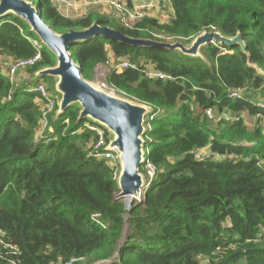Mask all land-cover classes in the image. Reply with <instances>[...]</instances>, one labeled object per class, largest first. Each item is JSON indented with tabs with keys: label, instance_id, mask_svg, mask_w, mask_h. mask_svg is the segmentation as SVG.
Listing matches in <instances>:
<instances>
[{
	"label": "trees",
	"instance_id": "trees-1",
	"mask_svg": "<svg viewBox=\"0 0 264 264\" xmlns=\"http://www.w3.org/2000/svg\"><path fill=\"white\" fill-rule=\"evenodd\" d=\"M36 1L57 34L98 22L132 38L188 44L217 31L239 34L249 58L238 46L209 44L201 51L207 65L100 37L71 48L87 81L108 58L139 65L105 78L153 110L143 138L155 172L127 215L116 198V164L90 156L98 135L78 121V108L38 135L43 103L28 82H10L7 66L39 54L25 68L34 75L55 59L22 20L0 18V60L9 62L0 66V264H264V111L251 96L228 99L231 90L263 87L247 63L264 70V0H164L173 12L168 22L144 17L132 29L110 26L97 12L70 19L52 0ZM145 64L174 79L145 80ZM202 151L208 157L196 158Z\"/></svg>",
	"mask_w": 264,
	"mask_h": 264
},
{
	"label": "water",
	"instance_id": "water-1",
	"mask_svg": "<svg viewBox=\"0 0 264 264\" xmlns=\"http://www.w3.org/2000/svg\"><path fill=\"white\" fill-rule=\"evenodd\" d=\"M14 15L22 20L40 44L54 57L55 65L44 68L32 77L35 83L44 77L55 79L51 88L57 98L55 118H61L70 107L79 109L78 121H88L104 129L109 134V149L116 152L120 165L117 185L121 198H125V212L130 214L133 198L143 188L146 178L139 167L145 152L144 134L146 123L153 110L134 101L116 96L93 86L82 76V67L76 64L71 55V48L78 43L88 42L96 37L117 42L136 49H162L176 52L180 56L200 60L209 64L201 51L209 44L233 48L238 46L247 55L245 43L238 34L229 38L220 32H202L190 43L159 42L152 39L132 38L121 31L94 22L82 31H69L57 34L41 18L38 5L28 0H0V18ZM247 65L254 69L264 81V70L248 61ZM264 87V86H263ZM262 87V88H263Z\"/></svg>",
	"mask_w": 264,
	"mask_h": 264
},
{
	"label": "built area",
	"instance_id": "built-area-1",
	"mask_svg": "<svg viewBox=\"0 0 264 264\" xmlns=\"http://www.w3.org/2000/svg\"><path fill=\"white\" fill-rule=\"evenodd\" d=\"M56 3L57 10L61 13L60 8H64V5L68 6L70 3L68 0H52V2ZM163 1V0H160ZM53 2V3H54ZM92 3H105L113 14L116 16V18L119 19V25L125 29H132L136 23L141 21L144 17H150L147 12L151 9H156L157 6V0H137L135 2L128 3L125 0H89V5ZM63 16L69 18V16L61 13ZM87 13L82 12L81 16H85ZM73 19V18H70ZM34 45L39 49V46H37V43L34 42ZM230 51H227L226 49L221 50V55L229 54ZM40 60V55L37 54L33 59L30 60H22L17 62H12L7 69V77L9 78L11 83H14L15 74L26 67L32 66L34 63ZM104 65H107L111 67V70H114L116 72H121L126 69H132V70H139V65L135 63H131L127 59H111L108 58ZM143 78L147 81H168L173 80L174 78L160 70L155 69L150 64H145L144 69L140 71ZM252 89L249 87H242L240 89L231 90L228 92V99L230 100H242L249 97L251 94ZM35 94H37L40 98V100L43 103L42 111H41V125L38 130V135L40 137H44L47 132H52V124L59 122L61 118L56 119V109H57V98L49 90V87L42 83L41 81H37L35 83V86L33 87V90L31 91ZM257 107L264 111V102H258ZM206 116L213 120L214 116L210 110L206 111ZM149 120L153 119V114H151L149 117ZM226 121H230L231 118L229 116L224 117ZM53 120V123L52 121ZM51 121V124H50ZM65 128L69 127V122L67 120L63 121ZM85 128L89 129L92 132H95L98 135V142L94 145L93 150L90 154L91 157H94L95 159H105V160H113L118 159L117 154L114 150L109 149V142H105V138L103 135L104 129L100 128L99 126L87 122L85 124ZM77 133H71V136H75ZM147 155V152H144L143 156V162L139 167L140 172H142L145 176V178H152L154 176L155 169L150 164L149 160L145 156ZM208 157L207 153L205 151H202L196 158L199 157ZM146 178V181H147ZM146 181L144 182L143 188L139 189L137 192V196L133 198L134 203L140 204L143 201V192L146 188Z\"/></svg>",
	"mask_w": 264,
	"mask_h": 264
},
{
	"label": "rangeland",
	"instance_id": "rangeland-1",
	"mask_svg": "<svg viewBox=\"0 0 264 264\" xmlns=\"http://www.w3.org/2000/svg\"><path fill=\"white\" fill-rule=\"evenodd\" d=\"M128 3L130 2H135L137 0H125ZM142 1V0H141ZM147 1V0H144ZM54 2V1H53ZM68 2L70 3V5H64V8H60L61 13L69 16V18H79V16H81L82 12H86L87 14L89 12H97L99 15L103 16L106 20H108L109 25L113 26V27H118L120 26L119 23V19L116 18V16L113 14V12L111 11V9L109 8V6H107L105 3H92V4H88L89 0H68ZM34 3L37 5L38 2L36 0H34ZM56 6V3H53ZM41 12V10H40ZM147 14L150 16V18H154L156 20L159 21V23H166L167 21H169L172 16H173V12L171 10V6H170V2L169 1H160L157 0V6L156 9H151L147 12ZM42 16V14H41ZM121 27V26H120ZM1 66L3 65V67L5 68L9 62L6 60H1L0 61ZM8 67V66H7ZM111 67L107 66V65H99L97 66V68L94 71V78L93 80L89 81L93 86H95L98 89H102L104 91L110 92V93H114L116 94V96L124 98V96L122 94L116 93L114 92L112 89L108 88V86L105 84V78L108 75V73L110 72ZM15 78H14V83H20V81H25L28 82L30 77L33 75H29L27 73V69H23L21 70V72H18L15 74ZM39 81H41L42 83L46 84L49 87V90L51 92H53V90L51 88H53L56 80L55 79H51L49 77H44L42 79H40ZM263 86H264V81H263ZM34 86H26L25 88L28 90H30L29 92H31L33 90ZM264 88V87H263ZM259 89V90H252L251 93L253 92L256 93V96L259 97L261 100H264V89ZM56 97V95H55ZM256 103H258L257 101H255ZM57 111V109H56ZM214 116L213 120H216L217 116ZM245 121L249 120V118H247V116L243 117ZM53 123V120H51ZM50 121V124H51ZM41 123V122H40ZM41 125V124H40ZM147 157V155H145ZM108 162L110 164L115 165L116 164V170H117V176L120 173V165L118 162V159H113V160H108ZM141 174H143L141 172ZM144 175V174H143ZM117 199H120L123 203H125V198H121L120 194H118L116 196Z\"/></svg>",
	"mask_w": 264,
	"mask_h": 264
},
{
	"label": "crops",
	"instance_id": "crops-1",
	"mask_svg": "<svg viewBox=\"0 0 264 264\" xmlns=\"http://www.w3.org/2000/svg\"><path fill=\"white\" fill-rule=\"evenodd\" d=\"M168 22V21H167ZM1 61V60H0ZM0 66H1V64H0ZM1 67H3V65L1 66ZM4 68V67H3ZM33 79H32V76L30 77V79H29V81H28V83H29V85H30V83H33L34 84V82L32 81ZM36 83V82H35ZM254 100V102L255 101H257V102H264V100H261L259 97H257L256 96V93H254L253 94V92H252V94L250 95ZM256 103V102H255ZM57 123V122H56Z\"/></svg>",
	"mask_w": 264,
	"mask_h": 264
}]
</instances>
